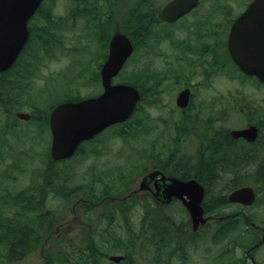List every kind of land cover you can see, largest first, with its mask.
<instances>
[{
  "label": "rangeland",
  "instance_id": "obj_1",
  "mask_svg": "<svg viewBox=\"0 0 264 264\" xmlns=\"http://www.w3.org/2000/svg\"><path fill=\"white\" fill-rule=\"evenodd\" d=\"M99 1L80 0L78 3L77 0H48L43 7V10L52 11L55 20L64 18L62 21L65 23L59 24V27L53 22L54 32L59 33L60 45L57 41L48 43L49 50L34 53L36 57L32 58L31 64L28 65L30 68L25 70L29 57H33L32 53L28 52L19 65L22 70L18 67L11 74L19 77L21 96L17 91L16 98L8 97L9 100H13L12 103H8V98L0 101V137L7 139L3 142L0 140V196L8 192L17 194L23 191L32 184V181L33 184L36 183L40 174L47 169L51 170L52 133L49 127V115L52 108L68 99L84 98L101 92L98 68L103 57L96 48L102 47L108 33L105 31V25L95 16ZM166 1L151 0V3H144V0H118L115 3L118 23L122 28L125 25L127 29L130 24L132 25L133 14L141 12L140 6L148 8L156 16L158 9ZM215 1L218 0H204L196 12L185 18L184 22L187 26L193 24L198 29L202 27V30L217 28L218 19L211 6ZM231 5L234 11H240L238 4ZM72 12L75 15L68 20L67 17ZM209 12L212 14L208 15ZM42 23V19L38 21L39 27ZM36 29L37 20L34 23V31ZM187 32L186 28L180 27V22L172 26L159 23L153 29L154 36L144 38L148 41L142 40L141 46L137 45L133 59L117 79V81H130L131 76L137 77L140 74L151 78L157 76L158 80L155 83L158 86L163 84L162 88H167L160 89L168 93L159 94V98L147 95L135 116L126 122L135 123L143 120L146 137L143 138L141 133L138 137L130 138L120 135L117 130L121 124L85 145L73 158L74 161L60 162L58 167H54L58 178L66 180L68 185L66 198L70 200L67 202L66 198L61 200L51 196L46 203L48 209L59 213L53 226V233L58 237H61L60 233L63 232L71 241H79V234L84 230L82 216L90 213L95 218L97 215L95 216L90 210L97 209V214L101 212V205L92 206L85 203L84 198H89L92 190L100 193L103 188L101 184L103 177L107 173L116 176L125 173L114 181L123 186L121 189L126 190L123 197H129L133 191L138 192L142 178L156 164L168 168L166 162L169 159L155 155L157 153L154 147L161 154L167 149L168 137L176 136L180 141V129H176V124L180 123V114L175 111L173 100L175 91L180 87V78L178 79L180 42L178 41L180 37L187 35ZM151 52L155 53L149 55ZM147 61L148 69L144 67ZM172 72L177 74L174 76ZM199 80H203L202 75ZM200 95L201 98L207 96L217 99L231 96L246 98L243 101L227 102L222 105L225 110H218V114L222 112L227 115L223 121L227 123L226 127L217 126L215 130L218 135L214 137L222 145L225 142L222 136L228 134L232 126H242L252 122L264 125V86L254 80L244 78L234 71L217 73L212 88L202 89ZM18 111L31 113L33 119L21 120L16 115ZM204 124L202 130L204 126H208V123ZM142 134L144 136L143 132ZM261 138L262 143L258 150L263 152L264 135L261 134ZM211 146L212 144L206 143L202 138L200 147L196 151H206ZM187 151L183 155L185 162L192 159L191 150ZM130 155L133 158H130ZM215 159L223 160L222 157ZM260 159L263 163L264 154L260 155ZM260 159L258 158L255 168L251 170H245L241 168L243 164L241 167L237 164V167L239 166L237 177L226 178L217 189L213 190V201L209 200L207 203L208 208L213 212V215H210L213 217V222L203 227L198 236L192 234L191 219L182 207L172 206L162 209L151 200V208L145 213L144 201L149 200L146 194L134 196L136 201L129 203L128 206H123L122 201L117 202L115 210L118 214L117 221L120 224L122 220L123 225L116 224L115 230L131 247L115 254L125 255L126 259H129L124 264H179V257L180 264H264V169L259 168L262 164ZM174 162L177 164V161L173 160L170 162L171 166ZM241 184L253 186L258 190V199L251 207L225 203L228 194L237 188L235 185ZM86 185L91 187L81 188ZM76 187H80L83 191L72 193ZM221 196H225L224 201L219 200ZM121 212H124L123 216ZM0 213L7 216L10 213L9 207H0ZM126 216H129L130 221L125 220ZM218 218H221L220 225L216 224ZM162 219L163 224H161ZM146 220L157 228L151 230L146 226L147 232L141 231ZM133 231L136 232L135 238L131 237ZM164 234H167V240L162 236ZM2 264L5 263L2 261ZM12 264L53 263H49L42 253L34 252L23 261Z\"/></svg>",
  "mask_w": 264,
  "mask_h": 264
},
{
  "label": "trees",
  "instance_id": "obj_2",
  "mask_svg": "<svg viewBox=\"0 0 264 264\" xmlns=\"http://www.w3.org/2000/svg\"><path fill=\"white\" fill-rule=\"evenodd\" d=\"M77 2L79 3L80 0H77ZM47 3L48 0H45L37 10L36 15L32 18L30 23V39L20 53V56L16 62L10 69L4 73H0V101H3L4 99L11 96L16 98L17 91H19L21 96L20 91L22 88L20 87L21 85H19L20 83H18L19 77L16 74H11L18 69L20 62L25 59V55L28 52L32 53L33 55L34 53L38 54L39 51L41 52L43 50H49L47 44L52 41H57L60 45L58 38L59 33L57 31L54 32L55 27L53 26V22L59 27V24L65 23L63 22L64 18L55 20L51 10H43V7ZM139 9H141V12H136L133 14L134 24H132V28L136 27L138 32H140L137 35L139 40H144L147 42L148 40L144 38L154 36V33H152L153 29L158 26L160 22L153 12L152 17H146L145 12L148 11V8L140 6ZM40 13H42V15ZM73 15H75V13L72 12L67 17V19L71 20ZM39 16L41 18H39ZM41 19L43 23L42 26L40 25L39 27L38 21ZM36 20L37 29L34 31V23ZM132 28L122 29L125 32H131L133 31ZM39 43L40 50H38ZM35 57L36 54L33 55V57H29V62L27 66L25 65V70L30 68L28 65L31 64L32 58ZM146 66H148V64L145 63L144 67L147 68ZM19 68L22 70L21 67ZM153 74L160 75V73ZM172 74L175 76L177 73L172 72ZM97 76L99 77V75ZM179 78L180 76L178 79ZM157 80V76L151 78L148 75L140 74L137 77L131 76L130 81H123L142 90L143 101L146 97L148 88L151 87V85ZM152 87L155 90L161 89L158 85ZM20 99L21 97L19 100ZM74 99L77 98L68 100ZM7 100H9V98ZM12 102L13 100L10 99L8 103L10 104ZM178 128L180 129V123H178V125L176 124V129ZM117 132H119V134L122 136H127V138L138 137V134L140 133L143 138L146 137L145 123L143 120H139L135 123H124L119 126ZM142 132L144 133V136ZM260 133L264 135V125L260 126ZM176 138L177 137L174 136L168 137V141L166 139L167 149L161 154H159L160 152H158L156 147H154V149L157 153L155 155L165 158L166 160L169 159L170 162L173 160L177 161V164L174 162L173 167L171 166V163L167 161L166 164L169 170H167L168 168L166 166L162 165L156 164L155 167L163 169L167 173H174V175L178 174L183 178L193 177L199 181L204 180L203 182L209 188L208 199L206 200L207 202L204 203L206 215H213L212 210H210L207 205L209 200L213 201V190L217 189L221 182L226 178L231 176L237 177L239 174V169L237 170L239 166L237 167V164H240L241 167L242 162L244 166L241 168H245V170L254 169L258 158L260 159V155L264 154V151L260 152L258 150L259 147L249 148L250 146H244L245 151L241 152V149L238 147H234L232 149L229 143H224V145H222L219 143V141H216L217 139L215 138V141L211 142L212 146L210 149H206V151L202 152L199 150L194 152L191 151L190 153L192 154V159L185 162L183 155L185 152H188L187 150L191 149L184 147L183 145H185V143H180V141ZM0 140L3 142L7 139L0 137ZM260 143H262V138ZM84 147L85 145L82 146V148ZM82 148L78 153L82 151ZM179 154L180 158H178ZM129 157L133 158L131 155ZM220 157H222L223 160L217 161L215 159ZM74 160L75 159H71L68 161L70 163ZM260 160L262 163V159ZM58 165L59 163L52 160V167L50 168L51 170L49 171V169H47L46 172L40 174L39 180L36 181V183L33 184L32 181V184L17 194L8 192L6 195L0 196V207L7 206L10 210V213L7 216H4L0 213V264H2V261L5 264L23 261L27 256L34 252L42 253L48 262L53 264H114L108 260L109 254L121 252L125 248L131 247L129 246L128 242L119 237L117 230H115L116 224L123 225L122 220L120 224L117 221L118 214L117 211H115L117 208V202L122 201L121 203H123V206H128L129 203L136 201L134 199L136 194H133L130 197H123V194L126 190L121 189L123 186L121 187L120 183L114 181V179L118 178L120 175H125V173H121L119 176H116V174L111 175V173H107L106 176L103 177L104 180L101 183L103 184V188L100 193H95L92 190V195L89 198H84L86 200L84 202L92 206L101 205V212L97 214V209L90 210V212L94 213L95 216L97 215L95 218H93L92 214L90 213L88 215L84 214L82 216L81 219L83 220L82 224L84 226V230H82V233L79 234L80 237L78 242L71 241L70 237L65 235L63 232L60 233L61 237H58L56 233H53L54 220L57 218L59 213L58 211L48 209L46 203L51 196L58 197L61 200L66 198V192L68 191L66 180L59 179L56 173L57 171L54 170V167L56 168ZM259 168L262 170L264 169V162ZM58 182H61V184H58ZM235 186L238 188L242 186V184ZM84 187L88 188L91 186L86 185L82 186L81 188ZM118 187H120V190H118ZM81 188H74L72 193H81L83 191ZM219 200L224 201L225 196H221ZM65 201L69 202L70 200L66 198ZM151 204L152 203L150 200L144 201V205L146 206L145 213L149 210V208H151ZM45 209L46 211H44ZM121 214L123 216L124 212H121ZM217 216L220 215L217 214ZM126 217L127 219L125 218V220L130 221L129 216ZM163 223L164 220L162 219L161 224ZM221 223L222 222L219 221V219L216 222L217 225H220ZM149 225H151L150 222L146 220L144 225H142L143 228L140 230L147 232L146 226ZM173 228L174 230L176 229L174 226ZM88 231L90 232L88 233ZM99 232H101L100 236H98ZM135 233L134 231L132 232V238H135ZM162 236L165 237V240L168 239L167 234ZM185 243L188 244L187 241H185ZM128 260L129 259L124 260L121 262V264L127 263Z\"/></svg>",
  "mask_w": 264,
  "mask_h": 264
},
{
  "label": "water",
  "instance_id": "obj_3",
  "mask_svg": "<svg viewBox=\"0 0 264 264\" xmlns=\"http://www.w3.org/2000/svg\"><path fill=\"white\" fill-rule=\"evenodd\" d=\"M44 0H0V73L10 69L27 44L30 32L28 23ZM199 0H172L162 11V17L174 22L197 6ZM229 50L236 65L247 75L257 77L264 83V0H255L235 21L229 37ZM133 52L129 38L121 33L111 41L110 55L103 65L101 77L105 91L98 97L77 102H65L56 106L50 115L53 134L51 155L55 161L72 157L81 143L94 138L111 125L128 121L141 99L140 92L131 85H113L112 80L123 68ZM187 92L179 94L178 105L186 106ZM20 119L29 120L30 115L18 113ZM258 134L256 127L234 131L236 137L254 141ZM158 175L150 174L143 183ZM157 184L164 189V200H182L188 209L195 228L206 220L203 218L204 189L195 180L183 181L171 177L168 182ZM170 182V183H169ZM188 198V199H187ZM255 199L254 190L243 187L230 196L231 202L251 205ZM123 256H111L110 260L120 262Z\"/></svg>",
  "mask_w": 264,
  "mask_h": 264
},
{
  "label": "flooded vegetation",
  "instance_id": "obj_4",
  "mask_svg": "<svg viewBox=\"0 0 264 264\" xmlns=\"http://www.w3.org/2000/svg\"><path fill=\"white\" fill-rule=\"evenodd\" d=\"M118 0H100L98 2L97 8L95 9V16L98 20H100L103 25H105V31L108 33L106 40L104 41L102 47H97L96 51L99 52V55H102L103 59L101 64L99 65V71L102 69L103 64L106 62L109 54H110V44L111 40L117 33H120L122 26L118 23V17L116 15L117 8L115 7V3ZM144 3H151V0H144ZM254 0H218L212 3L213 13L216 15L218 19V27L217 28H208L202 30V27L199 29L191 24L187 26V23L184 22L185 18L191 16L194 12H196L199 7L204 3V0H200L199 5L194 8L192 11L178 19L173 23H168L163 21L162 19V10L163 7L168 3V0L160 6L156 13V17L160 24H164V26H172L180 22V27L186 28L188 30L187 35H183L180 37V87L175 91L173 103L175 105L174 109L177 113L180 114V129L182 130V135L180 136V143L183 142L184 147L190 146L194 150L200 146L201 139L206 140V143L211 144L212 141H215L216 135V127L220 128L226 127L227 123H224L225 117L227 115L220 112L218 114V110H225L223 104L225 105L227 102L245 100L246 98L242 97H233L217 99L212 96H207L206 98H201V90L206 89L210 90L214 84V81L217 78V73H223L226 71H234L239 75H242V71L233 61L230 50H229V37L231 28L236 21V19L249 7V5ZM232 3L238 4L239 12H236L232 9ZM88 11V9H87ZM102 12V13H101ZM212 12H209L208 15H211ZM146 17H152V11L148 10L145 12ZM210 18L208 19V21ZM134 20L132 19V24ZM130 24V23H129ZM107 26V27H106ZM124 28L126 27L123 25ZM188 27V28H187ZM121 28V29H120ZM128 28H132L130 24ZM133 31L125 32L123 31L131 40L134 47L137 45L141 46L142 40H139L137 35L140 33L138 29L132 28ZM166 41V40H165ZM183 72V73H181ZM200 75H202L203 80H199ZM256 82V81H255ZM157 83H155L156 86ZM163 84L159 87L161 89ZM187 92L188 94V102L186 106H181L178 108L176 106L177 96ZM168 91L164 92L163 90H155L153 87H149L146 95H150L151 97H158L159 94H166ZM219 101V102H218ZM204 123H208V126H205V130L201 129ZM216 124V125H215ZM251 125H255L258 127V136L254 142H249L243 137H236L232 134V130L234 129H245ZM261 123H246L242 126H232L230 131L228 132V136H222V139L225 141L224 143L230 144L231 148L238 147L241 149V152H244V146H250L249 148H258L260 147L261 133L260 126ZM203 132V136H202ZM210 132V135L208 133ZM207 134V135H206ZM225 137V139H224ZM90 142V141H89ZM242 164V162H241ZM181 177V176H180ZM183 180L184 178L181 177ZM162 180L166 183L168 179L159 175L157 177L149 179V181L143 187L141 191L139 187V191L141 194H146L151 196L160 207H164L165 204H162L163 195L162 192L164 189H157V184H161L163 186ZM205 186V185H204ZM206 194L209 192L208 186H205ZM175 207H182V203L177 200H173L170 203ZM238 205L239 204H233ZM149 229H155L156 226L150 225ZM200 229L196 232V235H199ZM180 264V257L178 259Z\"/></svg>",
  "mask_w": 264,
  "mask_h": 264
},
{
  "label": "bare ground",
  "instance_id": "obj_5",
  "mask_svg": "<svg viewBox=\"0 0 264 264\" xmlns=\"http://www.w3.org/2000/svg\"><path fill=\"white\" fill-rule=\"evenodd\" d=\"M147 22V21H146ZM154 23V22H153ZM154 25V24H153ZM151 27V26H150ZM216 125V124H215ZM218 128V127H217ZM179 158V157H178ZM246 176V175H245ZM251 176V175H250ZM262 187V186H261ZM264 188V187H263ZM261 201V200H260ZM224 207V206H223ZM219 208V207H218ZM238 212V211H237ZM218 213V212H217ZM241 214V213H240ZM184 237V236H183ZM185 239V238H184Z\"/></svg>",
  "mask_w": 264,
  "mask_h": 264
}]
</instances>
